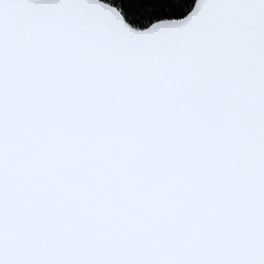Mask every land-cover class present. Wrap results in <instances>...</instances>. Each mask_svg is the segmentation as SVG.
Here are the masks:
<instances>
[{"label":"snow or ice","instance_id":"obj_1","mask_svg":"<svg viewBox=\"0 0 264 264\" xmlns=\"http://www.w3.org/2000/svg\"><path fill=\"white\" fill-rule=\"evenodd\" d=\"M0 264H264V0H0Z\"/></svg>","mask_w":264,"mask_h":264}]
</instances>
